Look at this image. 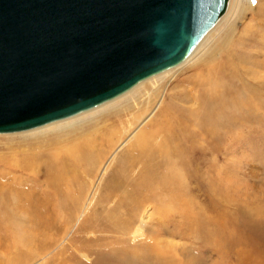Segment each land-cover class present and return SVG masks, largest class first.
I'll use <instances>...</instances> for the list:
<instances>
[{
  "label": "bare ground",
  "instance_id": "bare-ground-1",
  "mask_svg": "<svg viewBox=\"0 0 264 264\" xmlns=\"http://www.w3.org/2000/svg\"><path fill=\"white\" fill-rule=\"evenodd\" d=\"M231 2L229 0L226 12L183 62L138 83L122 97L109 101L110 104L68 118L70 121L63 119L34 129L39 130L27 136L41 135L43 141H38L39 137L30 139V145L19 151L17 161L0 160V229L21 232V219L35 220L46 213L58 222L60 216L67 213V225L76 220L82 207V195L74 197V186H88L85 176H91L96 164L102 163L121 142L122 153L113 161L108 174V193L99 199L102 210L90 213L86 223L78 229L79 238L84 242L80 251H85L88 257L99 253V258L121 264L150 260L151 263L170 264V259L162 256L158 252L161 250L154 245H148L150 252L146 257L141 254L142 247L125 249L131 233L133 238L144 234L148 213L141 216L136 231H132L142 205L154 202L159 207H171L167 216H176V192L180 191V197L185 198L186 186L199 185V174L205 182L206 178L210 179L202 186H224L222 165L209 157H223L227 143L235 142L242 130L264 124V55L259 52L258 57L250 58L238 54L220 63L207 62L206 43L216 28L225 24ZM197 55L204 57L192 65L196 69L190 65L181 69L194 70L195 78L180 80L184 84L179 88L187 89V94L176 98V92H169L163 96L161 89L174 81L172 69L182 63L185 66ZM245 73L251 77H242ZM102 120L106 124L101 131L96 130ZM139 121L141 129L131 132L130 128ZM42 161L47 166L44 182L38 170ZM189 170L196 176H189ZM37 186L47 187L41 191ZM156 188L167 194L161 197L162 193H156ZM115 196L119 197L118 205L126 215L118 216L121 212L110 211L105 205ZM34 201L38 202V208L33 206ZM194 207L193 204L189 209ZM200 217L193 221V236H203L212 242L207 230L209 222ZM97 233H111L115 237L103 239L104 246L96 249L99 239L87 235ZM218 233L220 237L215 240L225 247L222 228ZM206 248L200 245L204 252ZM102 261L100 263L104 264ZM0 264H3L1 258Z\"/></svg>",
  "mask_w": 264,
  "mask_h": 264
},
{
  "label": "water",
  "instance_id": "water-1",
  "mask_svg": "<svg viewBox=\"0 0 264 264\" xmlns=\"http://www.w3.org/2000/svg\"><path fill=\"white\" fill-rule=\"evenodd\" d=\"M229 0H0V135L68 119L183 62Z\"/></svg>",
  "mask_w": 264,
  "mask_h": 264
},
{
  "label": "rangeland",
  "instance_id": "rangeland-1",
  "mask_svg": "<svg viewBox=\"0 0 264 264\" xmlns=\"http://www.w3.org/2000/svg\"><path fill=\"white\" fill-rule=\"evenodd\" d=\"M259 3H262V5ZM263 10L264 0H255V2L253 0H232L228 14L225 17L227 18L225 24L222 23V26L216 28L217 30L213 32L206 43L207 50L205 53H209L207 62L219 61L217 63H220L238 54H244L250 58L258 57L259 52L264 55ZM202 57L204 56L197 55L195 60L188 62L185 66H182V63L172 69L174 81L161 89L162 95L176 92V98L185 96L187 89L179 88L184 84L180 80L185 77L195 78L192 69L197 67H192V65ZM189 65L192 69L181 70ZM242 77L249 79L251 76L245 73ZM188 91L190 90L188 89ZM110 102L106 104H110ZM141 121L133 125L130 131H139ZM105 124L106 121L102 120L96 126V130L101 131ZM38 130L0 135L1 162L17 161L20 158L19 151L30 145V139L39 137L38 141H43L41 135L27 136ZM241 132L242 134L236 138L235 142L231 140L227 143L223 157H209L211 161H218L222 165L225 185L202 186L205 183L207 184L210 179L207 180L206 178L205 182L202 174H199V185L186 186L185 198L180 197V191L178 194L176 192V202L178 201L176 203V216H167L169 215L166 214L167 210L171 211V207H165L164 205L159 207L154 202H146L142 205L138 221L132 229L135 232L139 225L138 222L142 218L141 216L148 213L149 218L145 225L144 234L133 238L131 233L129 238L126 239L129 247L128 245L125 246V249L142 247L140 248L141 254L146 257V254L150 252L148 245H154L161 250L158 252H161L162 256L170 259V264H264V124H255L254 128L244 129ZM120 144L121 142L102 163L96 164L97 167L95 166L96 168L89 176L90 178L85 176L88 186H83L84 190H82V186H79V188L74 186V191L76 190L74 197L79 198L82 195V207L76 220L70 223L71 225H67L65 219L67 213L60 216L59 222L54 218H50L46 213L45 216L40 215V218L35 220L21 219L22 221L19 224L21 232L2 231L0 229V258L3 264L11 262L16 264H99L102 261L103 258L100 256L102 258L100 259L97 252V254L88 257L85 251H80V247L84 242L82 238H79L78 229L86 223L90 213L102 210V203L99 199L104 198L108 193V174L113 161L122 153L123 147H120ZM39 169L41 170L39 178L43 181L47 170V166L46 164L44 166L43 161ZM0 170H2V167ZM188 174L189 176H196L190 170ZM22 177L26 178L24 175ZM211 177L214 179L212 174ZM37 187L40 188L39 190L44 191L47 186ZM157 192L162 193L161 197L167 194L165 190L157 191L156 188ZM36 199L38 201V198ZM221 199L222 201H220ZM118 200L119 197L115 196L109 204H104L108 206L110 211L121 212L118 216L126 215V212L119 207ZM37 203L33 202L35 208H38ZM193 204L195 210L189 209ZM203 205L206 206L203 207ZM197 209L199 211H196ZM197 212L200 213L196 214ZM199 216H201V220L209 222L207 230L209 234L211 233L210 240L212 242L203 236L194 238L193 221ZM99 217L96 219H99ZM221 228L226 236V240H224V244L226 242L225 247L224 245L220 246V242L218 243L215 240L219 239L218 232ZM92 236L99 239L95 244L96 249L104 246L103 239L115 237L111 233L87 235L88 238ZM201 244L207 247L206 252L200 249ZM150 261L152 262V260ZM151 262H136L135 264H156ZM104 264L121 263L105 261Z\"/></svg>",
  "mask_w": 264,
  "mask_h": 264
},
{
  "label": "snow or ice",
  "instance_id": "snow-or-ice-1",
  "mask_svg": "<svg viewBox=\"0 0 264 264\" xmlns=\"http://www.w3.org/2000/svg\"><path fill=\"white\" fill-rule=\"evenodd\" d=\"M253 2H255V0H253Z\"/></svg>",
  "mask_w": 264,
  "mask_h": 264
}]
</instances>
